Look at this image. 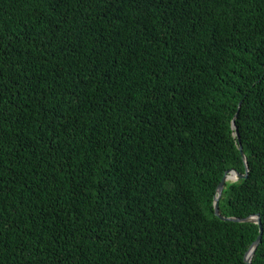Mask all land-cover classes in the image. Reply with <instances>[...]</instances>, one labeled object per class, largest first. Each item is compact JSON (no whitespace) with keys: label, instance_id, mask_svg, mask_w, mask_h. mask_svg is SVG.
<instances>
[{"label":"trees","instance_id":"16d2710c","mask_svg":"<svg viewBox=\"0 0 264 264\" xmlns=\"http://www.w3.org/2000/svg\"><path fill=\"white\" fill-rule=\"evenodd\" d=\"M240 143L264 264V0H0V264H247Z\"/></svg>","mask_w":264,"mask_h":264},{"label":"water","instance_id":"95a60500","mask_svg":"<svg viewBox=\"0 0 264 264\" xmlns=\"http://www.w3.org/2000/svg\"><path fill=\"white\" fill-rule=\"evenodd\" d=\"M241 104H239V110L236 113L235 117L233 118L232 121V127L235 130V135L240 138L239 132H238V127L236 125V119L238 117L240 108H241ZM239 151L241 152V156L244 159V163H245V167H246V171L244 174L239 173L237 170H229L225 173L224 177L222 178L221 182L219 183L218 187H217V191H216V195L214 197V208H215V214L217 217H219L221 220L223 221H228V222H235V223H255L257 225H259V235L256 238V240L251 244V246L249 247L248 251L245 254L244 260L247 264H253L252 260L253 257L256 253V250L258 248V246L260 245L261 241H262V234H263V227H262V222H261V217L260 215H252L246 218H238V217H225L222 216L220 213V207H219V201L220 198L222 197L223 194V190L225 188V185L227 182H237L239 180H243V179H247L249 176V164L247 161V157L245 155V153L243 152V146L240 143L239 144ZM233 178H232V177Z\"/></svg>","mask_w":264,"mask_h":264}]
</instances>
